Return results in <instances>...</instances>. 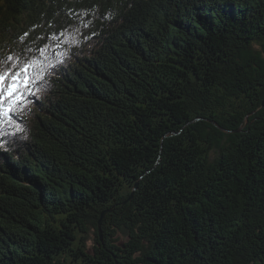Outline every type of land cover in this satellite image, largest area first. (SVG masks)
Wrapping results in <instances>:
<instances>
[{
	"label": "trees",
	"instance_id": "obj_1",
	"mask_svg": "<svg viewBox=\"0 0 264 264\" xmlns=\"http://www.w3.org/2000/svg\"><path fill=\"white\" fill-rule=\"evenodd\" d=\"M0 264H264V0H0Z\"/></svg>",
	"mask_w": 264,
	"mask_h": 264
},
{
	"label": "water",
	"instance_id": "obj_2",
	"mask_svg": "<svg viewBox=\"0 0 264 264\" xmlns=\"http://www.w3.org/2000/svg\"><path fill=\"white\" fill-rule=\"evenodd\" d=\"M137 186V185H136ZM136 186H135V188H134V190L136 189ZM133 190V191H134ZM130 200V199H129ZM107 214V212H103L102 214H101V217H100V220H99V225H100V223H101V219L105 216Z\"/></svg>",
	"mask_w": 264,
	"mask_h": 264
}]
</instances>
